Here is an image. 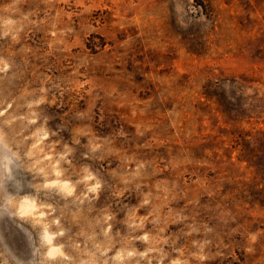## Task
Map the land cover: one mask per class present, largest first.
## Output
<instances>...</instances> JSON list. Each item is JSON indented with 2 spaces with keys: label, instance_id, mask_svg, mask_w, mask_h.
<instances>
[{
  "label": "rangeland",
  "instance_id": "rangeland-1",
  "mask_svg": "<svg viewBox=\"0 0 264 264\" xmlns=\"http://www.w3.org/2000/svg\"><path fill=\"white\" fill-rule=\"evenodd\" d=\"M0 264H264V0H0Z\"/></svg>",
  "mask_w": 264,
  "mask_h": 264
},
{
  "label": "bare ground",
  "instance_id": "bare-ground-1",
  "mask_svg": "<svg viewBox=\"0 0 264 264\" xmlns=\"http://www.w3.org/2000/svg\"><path fill=\"white\" fill-rule=\"evenodd\" d=\"M62 181V180H61ZM68 181V180H67ZM61 183V182H60ZM64 184V183H63ZM67 184V183H66ZM62 186V185H61ZM71 187V186H70ZM62 188H64V185H63V187ZM71 189V188H70ZM69 189V190H70ZM67 190V189H66ZM25 202V201H24ZM23 202V204H21L20 205V208H21V210H22V212L23 211H27L28 212V208L30 207V204L29 203H24ZM33 207V206H32ZM31 208V207H30ZM35 208V207H34ZM33 208V209H34ZM23 213H25V212H23ZM47 237V236H46ZM55 252V249H54V246L53 247H50V249H49V253L52 255L53 253ZM53 256V255H52Z\"/></svg>",
  "mask_w": 264,
  "mask_h": 264
},
{
  "label": "clouds",
  "instance_id": "clouds-1",
  "mask_svg": "<svg viewBox=\"0 0 264 264\" xmlns=\"http://www.w3.org/2000/svg\"><path fill=\"white\" fill-rule=\"evenodd\" d=\"M88 179H91V177L89 176ZM97 187H98V185H97ZM90 190H91V191H95V188H92V189H90Z\"/></svg>",
  "mask_w": 264,
  "mask_h": 264
}]
</instances>
